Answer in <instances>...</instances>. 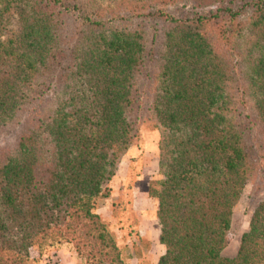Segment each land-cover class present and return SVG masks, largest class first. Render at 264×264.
<instances>
[{
    "label": "trees",
    "instance_id": "1",
    "mask_svg": "<svg viewBox=\"0 0 264 264\" xmlns=\"http://www.w3.org/2000/svg\"><path fill=\"white\" fill-rule=\"evenodd\" d=\"M143 122L156 264H264V197L222 254L245 184L264 186V0H0V132L18 129L0 141V264L64 243L127 264L97 208Z\"/></svg>",
    "mask_w": 264,
    "mask_h": 264
},
{
    "label": "rangeland",
    "instance_id": "2",
    "mask_svg": "<svg viewBox=\"0 0 264 264\" xmlns=\"http://www.w3.org/2000/svg\"><path fill=\"white\" fill-rule=\"evenodd\" d=\"M166 10L176 16L189 12L184 3L170 5ZM8 21L9 27L16 25L14 15H9ZM17 130L15 126H11L1 131L0 141L10 145ZM158 138L159 132L151 123L143 122L138 125V137L121 155L109 181L110 195L97 208L127 255V264H156L158 257L164 252V246L158 238L157 200L148 194L149 181L161 175ZM263 197L264 186L254 189L251 182L245 184L233 208L227 242L222 249L223 255L232 256L236 253L241 233L248 227L251 211ZM29 252L28 264H82L72 246L65 243L44 249L41 253L36 247H31Z\"/></svg>",
    "mask_w": 264,
    "mask_h": 264
}]
</instances>
